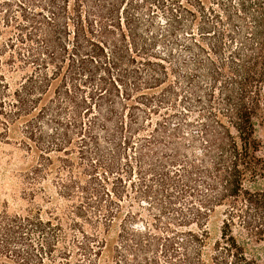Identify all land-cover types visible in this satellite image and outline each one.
I'll return each instance as SVG.
<instances>
[{
    "label": "trees",
    "instance_id": "16d2710c",
    "mask_svg": "<svg viewBox=\"0 0 264 264\" xmlns=\"http://www.w3.org/2000/svg\"><path fill=\"white\" fill-rule=\"evenodd\" d=\"M260 116L264 0H0V264H258Z\"/></svg>",
    "mask_w": 264,
    "mask_h": 264
},
{
    "label": "rangeland",
    "instance_id": "374dc122",
    "mask_svg": "<svg viewBox=\"0 0 264 264\" xmlns=\"http://www.w3.org/2000/svg\"><path fill=\"white\" fill-rule=\"evenodd\" d=\"M258 135L262 139V151L264 156V117H258ZM26 159L24 152L15 144H4L0 153V212L8 202L10 211L20 210L26 203L20 198V176L18 171L24 167ZM258 185L264 187V176L258 179ZM222 213L218 210L214 213L209 222L210 232L208 247L206 251L211 253L214 243L220 239ZM235 233L243 242V250L246 257L258 264H264V236L262 239L253 235L248 230L236 227Z\"/></svg>",
    "mask_w": 264,
    "mask_h": 264
}]
</instances>
